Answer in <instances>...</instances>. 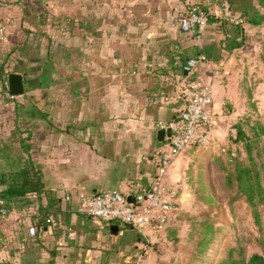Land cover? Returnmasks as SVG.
<instances>
[{
    "label": "crops",
    "instance_id": "obj_1",
    "mask_svg": "<svg viewBox=\"0 0 264 264\" xmlns=\"http://www.w3.org/2000/svg\"><path fill=\"white\" fill-rule=\"evenodd\" d=\"M220 1L0 0L9 36L0 46V174L13 175L31 159L45 188L7 201L0 262L148 263V242L164 231L145 237L133 226L91 216L80 195L152 185L155 153L166 144L160 125L184 107L186 73L176 55L196 44L180 19L191 4ZM229 1L246 25L209 22L200 46L210 61L203 75H214L217 148L227 141L221 119H232L243 105V80L254 60L247 36L264 29V0ZM2 68L23 75L24 95L5 92ZM212 152L187 148L167 170L163 181L178 189L179 211L193 197L192 170ZM45 214L49 223L39 226Z\"/></svg>",
    "mask_w": 264,
    "mask_h": 264
},
{
    "label": "built area",
    "instance_id": "obj_2",
    "mask_svg": "<svg viewBox=\"0 0 264 264\" xmlns=\"http://www.w3.org/2000/svg\"><path fill=\"white\" fill-rule=\"evenodd\" d=\"M199 4H191L180 19L181 29L192 34L199 46L202 45V34L211 16L243 28L246 25L244 18L234 14L229 0H222L207 10ZM8 39L7 27L0 20V46L5 45ZM182 69L186 73L181 89L184 107L176 119L160 125L166 130V144L155 153L157 175L152 185L147 188L140 182H134L131 193L119 190H106L99 194L83 193L80 195V206L89 215L107 222L133 226L146 237L165 231L172 215L179 211L178 189L163 181L167 170L187 148L218 149L215 138L217 120L213 113L214 75H203L210 69V61L202 54L189 59ZM6 86L8 88L7 83ZM221 150L225 151V148ZM7 213L6 208L0 211L2 215Z\"/></svg>",
    "mask_w": 264,
    "mask_h": 264
},
{
    "label": "rangeland",
    "instance_id": "obj_3",
    "mask_svg": "<svg viewBox=\"0 0 264 264\" xmlns=\"http://www.w3.org/2000/svg\"><path fill=\"white\" fill-rule=\"evenodd\" d=\"M250 35L253 39L247 36L248 43L245 44H249L254 60L247 66L243 80V105L235 109L236 116L232 119H221L227 128V141L215 153H206L207 161L192 170L191 203L187 209H181L174 215V228L169 227L167 232L164 231L157 240L151 242L155 247L146 255L149 256L147 264H218L232 247L240 245L244 246L246 257L255 252L264 253V212L260 224L255 222L250 208L244 202L237 203L232 212L228 204L231 193L225 184V171L219 164L220 160L227 159L231 151L241 161L248 162L246 139L252 140L255 155L259 145L264 142V29H254ZM257 54L260 62L256 58ZM238 132L242 137L236 142L234 138ZM222 147L226 151H222ZM208 162L212 163V167L208 166ZM206 214L224 229L204 255L192 260L188 242L190 228L204 219ZM172 229L177 231V243L172 238Z\"/></svg>",
    "mask_w": 264,
    "mask_h": 264
},
{
    "label": "trees",
    "instance_id": "obj_4",
    "mask_svg": "<svg viewBox=\"0 0 264 264\" xmlns=\"http://www.w3.org/2000/svg\"><path fill=\"white\" fill-rule=\"evenodd\" d=\"M199 5L205 10L208 9V6L204 4ZM209 22H215L221 28L226 27L229 23L214 16L210 17ZM239 27L241 28V26ZM202 54H204V50L197 44H193L189 48L179 51L176 58L182 67L189 59L197 58ZM1 70L4 90L5 92H9L6 83L10 73L5 72L3 68ZM262 132L264 133V130ZM258 135L260 134L258 133ZM241 137L238 132L234 140L237 142ZM245 150L249 157L248 162L241 161L231 151L227 159L220 160L219 164L225 171V184L231 193L228 204L231 206L232 212L235 211L237 203L244 202L250 208L255 222L260 224L261 216L264 212V142L259 145L257 154L255 155L252 140L246 139ZM44 192V174L42 169L31 159H26L22 169L15 174H0V211L2 208L8 209L7 201L13 198L24 197L34 193L42 194ZM49 218L46 214L40 216L38 218V225L46 226L49 223ZM169 227L174 228V225H168L165 232L168 231ZM223 229L222 225L218 224L207 214L204 219L194 223L190 228L188 238L192 260H196L204 255ZM176 236L177 231L173 230L172 238L175 239V243L179 242L178 236ZM148 245L151 248L155 247L154 243L148 242ZM262 246L264 250V245ZM236 251L238 253L235 255ZM0 264L9 263L0 262ZM218 264H264V253L255 252L246 257L244 246L240 245L239 247H232Z\"/></svg>",
    "mask_w": 264,
    "mask_h": 264
},
{
    "label": "water",
    "instance_id": "obj_5",
    "mask_svg": "<svg viewBox=\"0 0 264 264\" xmlns=\"http://www.w3.org/2000/svg\"><path fill=\"white\" fill-rule=\"evenodd\" d=\"M8 91L12 97L22 96L25 92V80L22 74L12 72L8 75ZM166 135L165 129L158 131V138L164 140ZM133 200V199H132Z\"/></svg>",
    "mask_w": 264,
    "mask_h": 264
}]
</instances>
